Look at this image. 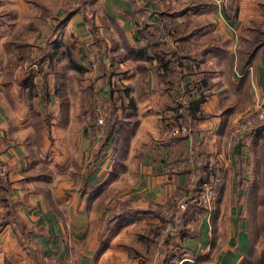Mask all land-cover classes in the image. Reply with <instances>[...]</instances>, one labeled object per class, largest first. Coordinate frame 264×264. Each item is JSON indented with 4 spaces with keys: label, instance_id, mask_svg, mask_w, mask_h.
I'll list each match as a JSON object with an SVG mask.
<instances>
[{
    "label": "crops",
    "instance_id": "0c3cea01",
    "mask_svg": "<svg viewBox=\"0 0 264 264\" xmlns=\"http://www.w3.org/2000/svg\"><path fill=\"white\" fill-rule=\"evenodd\" d=\"M160 1L88 2L89 20L78 12L64 26L78 39L76 45L69 40L54 46L52 53L58 52L54 70H36L30 79L33 86L19 83L29 75L19 73L18 56L6 50L14 40L18 16L0 23V163L2 171H8V187H0V264H49L52 257L64 264H238L248 251L249 193L264 192V126L245 136L240 151L231 143L230 131L240 113L264 95V46L248 69L252 102L228 114L214 92L202 104L209 117L194 120L187 135L173 137L180 107L197 97L196 91H187L188 84L222 77L216 55L204 62L206 66L189 58L180 67L176 54H191L184 44L171 41L159 49L137 38L136 21L146 18L151 25L163 11ZM213 2L217 9L212 7L206 15L215 12L220 21L217 32L224 34L223 30L224 37L239 40L237 20L229 26L235 34L223 27L227 25L225 0ZM240 10V17L248 10L254 12L243 6ZM92 18L97 38L104 41L111 57L89 72L80 49L83 43H95ZM118 30L130 47H147V52L131 55L122 46ZM49 32L48 28L42 32L44 40L51 36ZM114 43L117 62L115 49L111 50ZM34 44L28 41V48ZM235 50L236 46L230 47L234 62L238 60ZM71 57L86 68L84 73L72 68ZM161 57L172 61L168 76L160 66ZM239 70L234 68V80L242 78ZM97 91L117 103L121 123L109 137H105L107 126L100 131L90 120ZM34 113L42 118L40 136ZM46 116L50 122L43 120ZM35 143L43 145L41 150ZM182 154L195 158L197 167L191 174L173 169ZM214 168L219 175L215 176L218 193L211 208L205 211L200 203H191L187 235L166 237L164 243L162 239L150 246L146 237L160 224L154 204L178 202L184 187ZM35 174L40 178L34 180ZM121 208L124 215H119Z\"/></svg>",
    "mask_w": 264,
    "mask_h": 264
},
{
    "label": "trees",
    "instance_id": "16d2710c",
    "mask_svg": "<svg viewBox=\"0 0 264 264\" xmlns=\"http://www.w3.org/2000/svg\"><path fill=\"white\" fill-rule=\"evenodd\" d=\"M96 0H76V3L74 6L69 7L64 12V15L59 23L64 24L66 21H68L72 16H74L76 13L81 12L86 20H89V18L86 15V10L85 6L88 2H92ZM238 1L239 0H225V5H224V12L225 15L230 19V20H235L238 17L239 14V7H238ZM77 4V5H76ZM44 14L47 15V12H49L48 9L43 7ZM200 9L199 4H188L187 7H185L183 10L175 12L174 16H181L185 14L189 10H194L197 11ZM259 18V17H258ZM258 18H251L249 19V24L245 25L242 32L239 35V40H234L230 39L228 37H224L222 35L216 34L213 35V37L217 38L218 41H209L206 43L202 49L198 50L196 52L197 55L202 56V60L206 62L208 60V56H213L216 55L220 57V60H217L218 66L217 67L221 71V77L224 79V82H221L220 80H217L216 82H211L208 80V77H204L203 79H200V83L194 82L197 87V97L194 99H190L184 107H180L182 111H180L179 116L177 117L178 120H182L185 123H188L189 125L194 123V120H202L207 117H209V114L205 113L202 109V104L207 100L208 97H210L211 94V88L213 84L216 85H221V88L216 90V93L220 95L221 99V107L222 111H226V113H230L231 111H234L236 109H245L246 105L252 102V97H251V86H250V74H249V68L253 65V62L255 58L258 55V52L262 49L264 46V28L261 24V21L259 22ZM93 20V21H92ZM91 24H90V29L94 37V42H96L97 45L102 48V50L105 51L104 56H108L109 53L108 50L105 48L107 47L104 41L102 42L100 39L98 40L97 36L95 33H97L96 26H95V21L94 18H92ZM108 18L102 17V22L105 23L107 22ZM112 22L114 19H111ZM116 21H114L115 23ZM117 23V22H116ZM139 24L137 22V38H144L148 41L149 45L152 47H157L159 49H163L166 47V43L159 39V33H164L166 30V24L165 22L161 19L158 18V16L155 18L153 23L151 25L147 24ZM211 24H213L211 22ZM210 24V25H211ZM116 25V24H115ZM149 26V27H148ZM59 26L57 25L56 28ZM151 27V28H150ZM149 28V29H148ZM202 29V28H201ZM199 29L193 30L191 33H189L186 36L183 37H178L175 42H182L186 40H191V38L196 34ZM119 31V30H118ZM156 31V32H155ZM120 34V41L122 46H124L125 49L129 50L130 54L136 57L142 56L147 52V47H142V46H137L136 48L130 47L124 33L122 31H119ZM158 34V35H156ZM186 38V39H185ZM249 43V44H247ZM18 45L21 48L24 49L25 54L27 47L29 46L28 43H16L15 41H10V45ZM118 44L114 43V46L111 50L115 49L114 47H117ZM231 46H236L239 48L238 50V63L239 65H235L234 60H231L230 58V47ZM247 47L250 49L247 50ZM45 46H41V49H44ZM170 51V49L168 50ZM84 52V56L87 57L86 54V49ZM174 55V54H173ZM189 54H186L188 56ZM56 56H58L56 54ZM111 57V55H109ZM192 56L191 58L195 61L196 56ZM55 53H52L48 50H43V52L39 55V57L34 61L35 63L37 62V70L43 71L45 67H51L53 61H54ZM144 57V56H143ZM113 60V57H112ZM87 63L89 64L88 58H86ZM160 61V66L164 70V74L168 76V70L170 69L171 66V60L166 59L165 57H161L159 59ZM71 66L74 70H79L84 73L86 71V68H83L79 63H76L75 59L73 57L70 58ZM178 62V66L184 65L181 63L179 60L176 61ZM103 66V65H102ZM235 67H239L242 72V78L240 80H234L233 78V71ZM214 69V68H213ZM216 70V69H215ZM32 77H27L25 79H19V83L23 85L30 84L33 86V84L30 82V79ZM10 79V75H9ZM9 84V82H8ZM187 91H193L189 87H187ZM227 97L231 101L230 102H223L222 98ZM106 99V100H105ZM100 98L97 101V104L103 105L107 112V130H106V135L105 137L111 136L115 132L116 125L118 123H121L117 112H116V107L117 103L111 98V95L107 98ZM96 104V105H97ZM95 105V99L93 101V112L95 111L96 108ZM176 119V120H177ZM45 121H49V117L46 116ZM34 123L36 126V133L38 136L41 135V130H42V118L40 113H34ZM264 126V121L260 122L259 124H256L252 126L249 131H247L244 135V137L241 139V141L237 144L234 145L237 148V151H240L243 146H244V140L245 136L252 130L255 129H263ZM191 128V126H190ZM188 133H180L177 135H173V137H182L187 135ZM192 156V155H191ZM194 157V156H193ZM180 160L185 158V155L181 157ZM3 164L0 163V187H8L6 184L8 182V171L4 170L2 171ZM196 164H195V158H194V163L190 165L187 169H185L182 172H189L190 174L196 169ZM219 177L218 172H216L215 168L214 169H207L205 176L199 178V180L194 182V185H190L187 187H184L183 193L180 192V197L181 199L178 200V202H168L167 204H154L155 206V213L157 217H159L160 223L164 225L167 223L168 225L166 227L159 225L155 226L153 228L152 233L147 235V241L148 243H151L150 246H153L155 244H158L161 242L163 239V243L166 239V237H171L175 238L176 236H185L187 235V219H186V214H187V208L193 202V198L195 197V194H198V192L201 190L202 186H204L205 183H207L211 177ZM191 183V182H190ZM192 184V183H191ZM218 185V183H217ZM179 202H184L186 204L185 209H180L177 210ZM195 204V203H194ZM200 206L203 208V210L207 211V208L203 206V204L200 202ZM179 209V208H178ZM249 215V230L251 232V241H250V247L246 254L244 255L243 259L241 262L238 264H264V247L259 249L258 244L260 243V240H263L261 238H264V192H257L254 189L249 193L248 197V208L246 209ZM123 209L121 208L119 210V215H124ZM168 213L170 216H168ZM1 224V223H0ZM155 236H160L162 237L159 240H154L153 238Z\"/></svg>",
    "mask_w": 264,
    "mask_h": 264
},
{
    "label": "rangeland",
    "instance_id": "374dc122",
    "mask_svg": "<svg viewBox=\"0 0 264 264\" xmlns=\"http://www.w3.org/2000/svg\"><path fill=\"white\" fill-rule=\"evenodd\" d=\"M160 2L163 5V9H162L163 11L158 15V18H161L165 22L166 28L164 30H166V32L159 33L160 34L158 36L159 39L164 41V43H166V45H169L168 42L174 41L178 37L180 38V37L186 36L189 33H191L193 30L200 28V30L196 32V34L191 38V40H186V41L184 40V41L180 42V45L184 44L188 48L187 53H191L192 55L196 56V59L194 62H199L200 65L206 66L207 64H205L204 61L202 60V56L197 55L196 52L198 50L202 49L203 46L206 43H208L209 41H212V42L218 41V39L213 37V35L219 34V35L224 36V34H226L223 30H221V31L224 34L217 32L219 29L220 21L217 20L216 14H213L215 12H213V13L210 12L211 15L210 14L206 15L207 12L212 11L214 9H217L216 7H213V5H214L213 0H161ZM75 3H76V0H17V1L0 0V23L1 24L2 23H10V19L12 16H18V23L14 22V24L16 23L18 28H17V31H15L16 33L12 34V36H14L13 41H16V43H22V44L23 43L26 44V43H28V41H32L36 44V45L34 44V47L31 48V50L27 47V50H26L24 55H23V53H24L25 48H21L20 46H18L16 44L8 46V48L6 49V50H8V53H10L12 50L18 56V59L16 62L18 63L17 66L19 67V73L21 75H26V76L29 75V77H33V75H35L34 72L37 70V62L35 63L34 61L39 57V55L43 52V50H48V51L52 52L53 51L52 48H54V46H56V47L62 46L64 44V41H69V40L71 41L73 46L76 45L78 39L75 38L74 36L70 35L69 32L66 30V27L64 28L65 24H67V21L64 24L59 23L61 21L63 15H64V12L67 9H69V7L74 6ZM245 3H246V5H245ZM188 4H199L200 9L197 11L189 10L185 14L179 16V18L177 19V17L174 16V13L183 10L185 7L188 6ZM237 4L239 7V12L241 11L240 7L242 8V6L248 8V9L252 8L253 9L252 11H254V12L250 13V11L248 10L247 13L242 15L243 17L238 16L235 19V20H237V26L235 28L236 33H238V27H239V31L242 32L244 26L249 24V19H251V18H258L259 17L258 18L259 22L261 21V24L264 28V0H253V1L243 0V1H241V3H239V1H238ZM43 7H45L46 9L49 10V12H47V15L44 14V11H43L44 8ZM89 7L90 6H87V7L85 6V10L87 12H90ZM17 12H19L20 14H16ZM256 12H257V14H256ZM139 15H141V13ZM223 19L224 20L226 19V21H227V25L226 24H225V26L223 25V27L227 31V33L231 34V31H232V33L235 34L234 29L229 28L232 21L226 15H225V17H223ZM146 22H147L146 18H143V20L139 21L138 23L139 24H145ZM211 22L213 24H211ZM136 23H137V21H136ZM49 25H51L50 32H49ZM57 25L59 26L58 28H56ZM46 28H48V32H49V34H51V36L49 38L47 37L44 40V38L46 36H43L42 32ZM59 29L61 31L59 33H57V31ZM136 34H137V32H136ZM16 35H18L19 37L15 38ZM95 35L97 36V33H95ZM104 35H106V33H104ZM156 35H158V34H156ZM106 36H108V35H106ZM118 36H119V34H118ZM107 38L110 40V36ZM10 39H12V38H10ZM40 40H41V42H38ZM247 44H249V43H247ZM92 45H95V47H93ZM92 45L88 46V45H86V43H83V45L80 49V51H81L80 53L83 56H84L83 51H85V49H86V54H87L86 58H88V61H89L88 65L90 68V70H88L89 72H92L91 69L94 68L93 60L90 58V55L92 53H94L97 57L98 66L103 65V62H105V60H107V57L104 56L105 51L102 50V48H100V46L97 45L96 42L92 43ZM41 46H45V48L41 49ZM73 46H71V47L74 48ZM67 48H69V47H67ZM179 48H180V51H186V48H182V47H179ZM249 49L250 48L247 47V50H249ZM238 50H239V48H237V50H235V51H237L236 54L238 53ZM57 53H55V55ZM172 53L176 54L175 52H172ZM191 54H189L188 56H186V55L182 56L179 54H176V55H178V58L181 59L180 62L186 65V63H188L189 58L192 60V58H191L192 56H190ZM114 55H115V57H114L113 61L117 62L119 59V54L116 53V50H115ZM180 56L185 57V58H182ZM235 57H236V55L234 56V59H235ZM109 58H110V56H109ZM208 58L211 59L210 56H208ZM113 61H111V62H113ZM237 61H239V60H237ZM51 65H52L51 66L52 70H54V68H55L54 64L52 63ZM237 65H239L238 62H237ZM113 66H115V65L113 64ZM8 68H9V64H8ZM34 77H33V79H34ZM208 80L211 82L217 81L215 79L212 80V78H210ZM200 81L201 80H198L197 83H200ZM220 81L224 82V79H221ZM196 84L193 81H191L188 84V87L191 90L196 91V89H197V87L195 86ZM220 88H221V85L218 86L216 84H213L212 88H211V94H213L214 92H216V90H218ZM196 93H197V91H196ZM93 96L97 100H99L101 98V94L98 91L94 92ZM222 101L227 103V102H230L231 100L227 97H224V98H222ZM242 113L243 112H241L240 114H242ZM93 115H94V119H95V115H96L95 111L92 112V115L90 117L91 123L94 122ZM178 121H180V120H177V122ZM49 122H50V120H49ZM173 128L174 127H172V129ZM172 129H171V133H172ZM35 147H36V150L37 149L41 150L43 145L42 144L39 145L38 143H35ZM38 163H40V161L36 162V164H38ZM36 178H40V176H38V174L37 175L35 174L34 180ZM202 188H203V186H202ZM202 188H201V190H202ZM201 190L198 192V194L194 195L195 197L193 198L192 203H195V204L199 203V193L201 192ZM179 203H181V202H179ZM159 225H162V223H160ZM167 225L168 224L165 223L162 226L166 227ZM161 238L162 237H160V239ZM261 239H263V240H260V243L258 244L259 249L264 247V238H261ZM153 241H154V239H153Z\"/></svg>",
    "mask_w": 264,
    "mask_h": 264
},
{
    "label": "built area",
    "instance_id": "2783aa9c",
    "mask_svg": "<svg viewBox=\"0 0 264 264\" xmlns=\"http://www.w3.org/2000/svg\"><path fill=\"white\" fill-rule=\"evenodd\" d=\"M90 58L93 60V66H98V60L94 53L90 55ZM95 119L94 123L95 126L100 130L103 131L107 125V115L108 112L106 108L101 105L97 104L95 108ZM264 121V95L260 97L255 104L244 111L236 122L233 124L231 131H230V141L233 145H237L241 139L244 137L245 133L249 131V129L259 124L260 122ZM190 125L185 123L184 121L180 120L177 122L176 126L172 129V134L177 135L180 133H189L190 132ZM194 163V159L191 154L185 156L182 160H177L173 163V169L176 171H184L190 165ZM218 180L215 177H211L210 180L204 184L201 192L199 193V203L201 202L204 207L207 209L211 208V205L214 203L217 197L218 188H217ZM179 209H185L186 204L181 202L178 204ZM154 240H159V236H155ZM49 264H64L60 259L57 257H52L49 260Z\"/></svg>",
    "mask_w": 264,
    "mask_h": 264
}]
</instances>
